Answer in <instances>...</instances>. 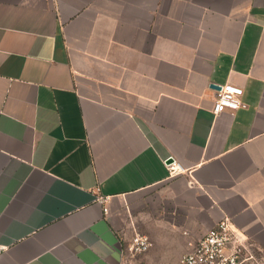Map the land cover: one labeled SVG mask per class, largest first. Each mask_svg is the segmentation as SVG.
I'll return each mask as SVG.
<instances>
[{"label": "crops", "instance_id": "1", "mask_svg": "<svg viewBox=\"0 0 264 264\" xmlns=\"http://www.w3.org/2000/svg\"><path fill=\"white\" fill-rule=\"evenodd\" d=\"M225 83L247 107L215 114ZM225 215L264 249V0H0V264H126Z\"/></svg>", "mask_w": 264, "mask_h": 264}, {"label": "built area", "instance_id": "2", "mask_svg": "<svg viewBox=\"0 0 264 264\" xmlns=\"http://www.w3.org/2000/svg\"><path fill=\"white\" fill-rule=\"evenodd\" d=\"M218 86L220 88L217 89L212 108L215 114L247 107L242 100L244 89L241 86L233 83ZM169 168L171 173L180 170L175 162L170 163ZM98 198L105 201L101 195ZM153 244L149 235L135 233L125 247L126 264H147L140 261L139 256L150 251ZM188 244L190 249L181 255V264H264V254L259 245L239 231L228 215Z\"/></svg>", "mask_w": 264, "mask_h": 264}, {"label": "rangeland", "instance_id": "3", "mask_svg": "<svg viewBox=\"0 0 264 264\" xmlns=\"http://www.w3.org/2000/svg\"><path fill=\"white\" fill-rule=\"evenodd\" d=\"M162 245L163 247H161ZM187 246V249L182 248L179 238L177 235H174L171 239L167 238L166 241L163 244L158 245V247L153 245L150 251L139 256V260L146 263L148 262L147 264H181L179 258L183 252L190 249L188 243ZM261 250V253L264 254V249L261 248Z\"/></svg>", "mask_w": 264, "mask_h": 264}, {"label": "water", "instance_id": "4", "mask_svg": "<svg viewBox=\"0 0 264 264\" xmlns=\"http://www.w3.org/2000/svg\"><path fill=\"white\" fill-rule=\"evenodd\" d=\"M218 88H220V87L218 86ZM173 161H174V159H173L172 157H170V158L167 160L168 163H171V162H173Z\"/></svg>", "mask_w": 264, "mask_h": 264}]
</instances>
